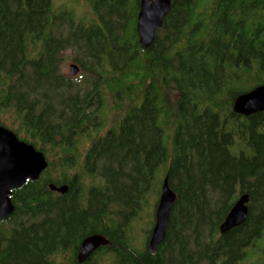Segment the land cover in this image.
<instances>
[{
    "label": "trees",
    "instance_id": "16d2710c",
    "mask_svg": "<svg viewBox=\"0 0 264 264\" xmlns=\"http://www.w3.org/2000/svg\"><path fill=\"white\" fill-rule=\"evenodd\" d=\"M171 1L142 50L141 0H0V124L49 162L45 182L13 191L0 264H264V113L233 108L264 85V0ZM168 174L176 202L153 253ZM243 195L246 224L221 235ZM95 234L110 244L79 262Z\"/></svg>",
    "mask_w": 264,
    "mask_h": 264
},
{
    "label": "water",
    "instance_id": "95a60500",
    "mask_svg": "<svg viewBox=\"0 0 264 264\" xmlns=\"http://www.w3.org/2000/svg\"><path fill=\"white\" fill-rule=\"evenodd\" d=\"M172 10L171 0H141L137 18V33L142 50L151 48L156 41V34L164 25V21ZM72 76L80 73L78 64L70 67ZM234 112L238 115L250 117L257 113H264V85L239 95L234 101ZM49 162L42 151H39L18 135L0 124V222L11 217L15 212L13 191L22 188L28 181H38L48 169ZM52 191L66 194L68 185L50 186ZM176 202V194L169 183V174L165 177L161 195L155 215V225L148 242L149 249L155 253L163 244L170 215ZM249 196H241L224 223L220 226L221 235H226L234 229L244 226L249 216ZM108 239L95 234L83 240L79 249L78 260L86 262L101 247L108 246Z\"/></svg>",
    "mask_w": 264,
    "mask_h": 264
},
{
    "label": "rangeland",
    "instance_id": "374dc122",
    "mask_svg": "<svg viewBox=\"0 0 264 264\" xmlns=\"http://www.w3.org/2000/svg\"><path fill=\"white\" fill-rule=\"evenodd\" d=\"M72 55L70 54V53H67L66 54V58H65V60L63 61L64 63L62 64V71H63V73L65 74V76H67V77H77V76H72L71 75V72H70V69H69V67L72 65V64H77V63H74V62H72V60H71V57ZM106 117H108L109 118V120L108 121H106V124H105V128H108L111 124H112V122L115 120V117H114V115H113V117H111V115H110V113L109 112H107L106 113ZM9 122V121H8ZM93 139H95V136H93L92 138H90L89 140H87V139H85L82 143H81V150H87L88 148H89V146L91 145V143H92V141H93ZM148 220H149V217H147L146 218V223L148 222ZM143 230H145V229H143ZM144 231H141L140 232V234H139V236H138V240L140 241V242H143L144 241V233H143ZM150 239V238H149Z\"/></svg>",
    "mask_w": 264,
    "mask_h": 264
},
{
    "label": "flooded vegetation",
    "instance_id": "af4514ba",
    "mask_svg": "<svg viewBox=\"0 0 264 264\" xmlns=\"http://www.w3.org/2000/svg\"><path fill=\"white\" fill-rule=\"evenodd\" d=\"M159 30H160V29H159ZM159 30H158V31H159ZM158 31H157V33H158ZM156 35H157V34H156ZM42 175H43V174H42ZM42 175H41L40 179H39L38 181H35V182H40V181H41V182H42V181L45 182L44 179H43V177H42ZM32 182H34V181H32ZM51 185H54V186H56V187H61L62 185H55V184H53V183H48V184H47V188H48L49 191H50L51 193H53V194H56V195H58V196H60V195H64V194H61V193H59V192H57V191H52L51 188H50Z\"/></svg>",
    "mask_w": 264,
    "mask_h": 264
}]
</instances>
